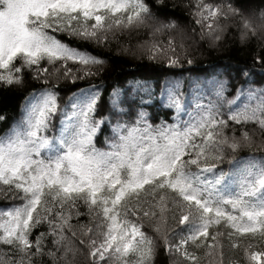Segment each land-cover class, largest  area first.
<instances>
[{
	"label": "trees",
	"instance_id": "obj_1",
	"mask_svg": "<svg viewBox=\"0 0 264 264\" xmlns=\"http://www.w3.org/2000/svg\"><path fill=\"white\" fill-rule=\"evenodd\" d=\"M42 93L48 104H26ZM12 135L25 156L0 161V264H253L264 193L232 175L264 163V0L26 12L0 54V145Z\"/></svg>",
	"mask_w": 264,
	"mask_h": 264
},
{
	"label": "rangeland",
	"instance_id": "obj_2",
	"mask_svg": "<svg viewBox=\"0 0 264 264\" xmlns=\"http://www.w3.org/2000/svg\"><path fill=\"white\" fill-rule=\"evenodd\" d=\"M51 1L53 0H18L8 15L0 16V54H5L6 52H8L19 40V27L24 14L28 11L39 10ZM206 12L208 14L205 20L210 19V17H212L214 14L212 10H206ZM98 23H100V20H98ZM97 27L99 26L97 25ZM89 34L96 39L98 31L94 29L91 30ZM161 55H164V53L161 52ZM36 67L38 69L39 66L36 64ZM63 67L68 68L70 66H66L63 64ZM41 72L44 73V71ZM60 77L61 76L59 75V73H51L49 76L51 80L59 79ZM86 96L87 93L84 92L82 93V96H80V98H86ZM244 97L254 98L253 95H245ZM242 98L243 96L240 95L235 104L238 105L241 102L240 100ZM48 103L49 100L47 99V95L44 93L34 94L30 98H28L26 102V104L30 106L35 105L41 107L45 106ZM181 114L184 115V112L182 111ZM74 130L75 128L73 125L67 124L64 129V134H69ZM23 143L24 139H21L20 142V139L14 138L12 135L6 144L0 145V161L3 166L7 167L9 163H16L17 160L20 161V159L25 156V143ZM59 151L64 150L63 148H61ZM55 153L58 152L55 151ZM68 157L69 159L74 161L70 155H68ZM262 166L264 167V163H256L252 160L235 165V172L232 175V179L235 183H238L239 191L242 188H249L250 191L257 195V197H259L260 194L264 193V171L262 169ZM78 170L82 175H88V171L85 167L78 166ZM137 236L138 235L136 234L132 235V238H130V242H127L125 244V248L128 247L133 238ZM113 242L114 237L113 235H111L108 237L105 243L101 244L94 250V254L102 258L111 249ZM172 253L176 254L178 252L176 251V249H173ZM250 259L253 264H264V255L262 254H252L250 255Z\"/></svg>",
	"mask_w": 264,
	"mask_h": 264
}]
</instances>
